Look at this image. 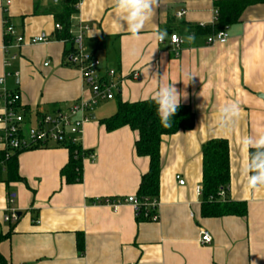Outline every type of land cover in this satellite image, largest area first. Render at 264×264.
Masks as SVG:
<instances>
[{
	"label": "crops",
	"instance_id": "crops-1",
	"mask_svg": "<svg viewBox=\"0 0 264 264\" xmlns=\"http://www.w3.org/2000/svg\"><path fill=\"white\" fill-rule=\"evenodd\" d=\"M10 1L0 0V76H6L7 89L20 93L21 107L35 116L90 99L78 66L66 64L65 42L55 39L52 10L62 0ZM222 1L236 0H158L152 19L133 39L114 19L113 0H79L70 20L72 35L83 31V48L100 60L101 76L107 78L113 69L122 81L115 98L100 100L85 124L82 147L97 157L82 160L80 180L68 181L62 174L70 161L63 146L19 151L16 169L7 161L0 164V218L10 207L21 212L17 224L0 228V264H264V187L242 188L237 174L248 158L241 137L264 130V1L239 12L232 5L217 6ZM6 25L27 38L45 35L53 41L17 47L5 37ZM154 30H166L168 38L155 40ZM222 30L229 32L225 43L207 42ZM172 33L183 39L178 57ZM181 70H190L192 80L177 81ZM134 71L137 79H132ZM14 72L18 75L8 76ZM164 74L186 94L181 104L192 108L195 125L162 137L160 219L140 220L130 204L115 211L104 201L136 195L149 158L136 153V130H108L103 120L117 113L120 99L149 100L159 81L153 76ZM234 100L240 102L239 120L232 132H221L217 110ZM225 138L230 182L219 200L244 202L247 214L205 216L197 189L203 184L202 147ZM202 229L210 232V244L201 243Z\"/></svg>",
	"mask_w": 264,
	"mask_h": 264
},
{
	"label": "built area",
	"instance_id": "built-area-1",
	"mask_svg": "<svg viewBox=\"0 0 264 264\" xmlns=\"http://www.w3.org/2000/svg\"><path fill=\"white\" fill-rule=\"evenodd\" d=\"M5 3L10 4L11 1L5 0ZM184 14V10L177 13L179 17ZM56 29H62V25L60 23L56 24ZM4 34L5 37L11 38L12 41L15 40L17 47L53 41V38L45 35L27 38L17 33L15 27L12 25H6ZM82 34L83 31L81 30L75 36L74 47L76 52L71 56V62L80 69L83 80L86 81L90 89V99H77L67 108H58L51 112L39 113L33 116L31 112L21 107L20 93L18 91H11L4 86L6 76H0V81H2L0 84L3 85L0 89V97L2 98V102L0 101V142H3L5 145L4 157L8 158L10 152H16L17 150H29L34 147L45 148L53 144L58 147H66L67 149L69 146H72L74 147V153H80L83 159H96L97 155L93 151L86 154V151L82 147L81 139L85 124L92 119L93 109L100 100L115 98V92L119 88L122 76L113 69L108 70L107 78L100 75L99 67L101 66V62L92 56V54L86 53V50L83 48L84 35ZM173 36L176 38L172 39ZM228 38L229 32L222 30V32L210 35L207 42L209 44H223ZM182 42L183 39L179 33H172L170 35V43L177 57L181 53ZM10 75L17 76L18 72L9 73L8 76ZM138 76L139 73L134 71L132 79H137ZM2 163H4V160L0 161V164ZM176 179L181 186L186 183L180 175H177ZM197 189L201 191L202 187L198 186ZM224 194L225 191L221 190L218 196H224ZM8 202L10 205L13 203L11 196ZM104 203L109 204L115 211L122 204L127 203L133 207L135 213L142 212L151 221H158L160 219V212H158L160 206L159 199L147 202L136 195H130L122 200L107 198ZM20 218L21 214L19 211L10 207L0 218V228L4 224H17ZM35 222H38V220H35ZM200 241L202 244H210L212 242V236L207 229L201 230Z\"/></svg>",
	"mask_w": 264,
	"mask_h": 264
},
{
	"label": "trees",
	"instance_id": "trees-1",
	"mask_svg": "<svg viewBox=\"0 0 264 264\" xmlns=\"http://www.w3.org/2000/svg\"><path fill=\"white\" fill-rule=\"evenodd\" d=\"M264 0H236L217 2V6L224 4L241 11L244 7L255 2ZM79 0H62L57 9L52 12L55 21L62 25L55 33V39L63 40L66 44L65 60L66 64H72L71 56L76 52L74 47L75 36L71 33V17L78 12ZM232 9V8H231ZM100 41V40H99ZM104 45H99L100 48ZM118 111L113 116L103 120L108 130H116L122 126H129L132 130L138 132L136 141V153L140 156L149 158V170L142 175L141 184L136 196L145 199L147 202L153 199H159L160 176H161V153L160 146L162 137L180 132V130H190L195 125V114L188 105L180 104L175 116L172 118L171 127L161 126L155 111V106L151 100L137 101L135 103L124 102L120 99L118 102ZM35 148V147H34ZM69 163L62 169V174L68 181L77 182L82 175L83 156L74 153V147L69 146ZM8 158L4 157L5 152L0 155V161H7L11 169H16V153ZM203 151V184L201 190L202 211L205 216H224L227 214L246 215V204L244 202H235L231 200H219L218 193L221 190L226 191L230 180V151L229 141L225 139H211L202 147ZM90 153L86 151V154ZM6 158V159H5ZM19 178L17 175L15 179ZM144 206V205H143ZM137 217L140 220H150L144 213L138 212ZM81 245V244H80ZM82 248V247H81ZM1 260V256H0Z\"/></svg>",
	"mask_w": 264,
	"mask_h": 264
},
{
	"label": "clouds",
	"instance_id": "clouds-1",
	"mask_svg": "<svg viewBox=\"0 0 264 264\" xmlns=\"http://www.w3.org/2000/svg\"><path fill=\"white\" fill-rule=\"evenodd\" d=\"M158 6V0H113L112 14L120 24L135 39L152 19L154 10ZM93 35V31L90 37ZM166 30H154L155 40L163 42L168 38ZM176 37L173 36L172 39ZM193 37L189 36L188 40ZM181 78L177 81H191L194 77L190 70H181ZM159 77L158 86L151 95L150 100L155 106L156 116L161 126L171 127L172 118L180 107L185 93L178 92L174 86L177 81H168L165 74ZM2 82V81H0ZM240 102L234 100L219 106L216 114V126L224 133L232 132L240 117ZM241 150L248 151V158L238 166V177L243 179L242 188L256 191L264 187V130L254 129L249 134L241 137Z\"/></svg>",
	"mask_w": 264,
	"mask_h": 264
},
{
	"label": "water",
	"instance_id": "water-1",
	"mask_svg": "<svg viewBox=\"0 0 264 264\" xmlns=\"http://www.w3.org/2000/svg\"><path fill=\"white\" fill-rule=\"evenodd\" d=\"M260 96L262 97V98H264V94H260ZM93 118H94V116H93ZM20 214H21V212H19Z\"/></svg>",
	"mask_w": 264,
	"mask_h": 264
}]
</instances>
